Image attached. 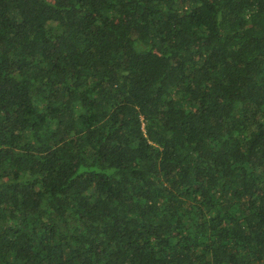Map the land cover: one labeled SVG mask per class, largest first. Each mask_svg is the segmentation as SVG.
I'll list each match as a JSON object with an SVG mask.
<instances>
[{
    "label": "trees",
    "instance_id": "obj_1",
    "mask_svg": "<svg viewBox=\"0 0 264 264\" xmlns=\"http://www.w3.org/2000/svg\"><path fill=\"white\" fill-rule=\"evenodd\" d=\"M0 264H264V0H0Z\"/></svg>",
    "mask_w": 264,
    "mask_h": 264
}]
</instances>
